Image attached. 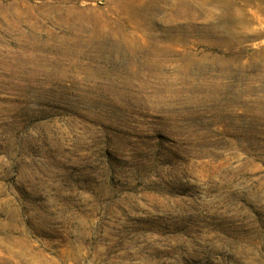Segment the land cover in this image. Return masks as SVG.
<instances>
[{
	"label": "rangeland",
	"instance_id": "rangeland-1",
	"mask_svg": "<svg viewBox=\"0 0 264 264\" xmlns=\"http://www.w3.org/2000/svg\"><path fill=\"white\" fill-rule=\"evenodd\" d=\"M0 264H264V0H0Z\"/></svg>",
	"mask_w": 264,
	"mask_h": 264
},
{
	"label": "bare ground",
	"instance_id": "bare-ground-1",
	"mask_svg": "<svg viewBox=\"0 0 264 264\" xmlns=\"http://www.w3.org/2000/svg\"><path fill=\"white\" fill-rule=\"evenodd\" d=\"M253 11V10H252Z\"/></svg>",
	"mask_w": 264,
	"mask_h": 264
}]
</instances>
